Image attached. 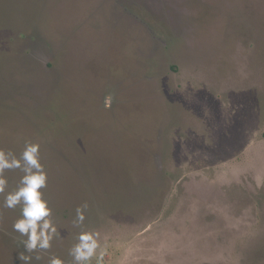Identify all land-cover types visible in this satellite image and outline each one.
<instances>
[{
	"label": "rangeland",
	"instance_id": "1",
	"mask_svg": "<svg viewBox=\"0 0 264 264\" xmlns=\"http://www.w3.org/2000/svg\"><path fill=\"white\" fill-rule=\"evenodd\" d=\"M25 141L62 235L32 264H71L84 203L104 264H264V0H0V149Z\"/></svg>",
	"mask_w": 264,
	"mask_h": 264
},
{
	"label": "clouds",
	"instance_id": "2",
	"mask_svg": "<svg viewBox=\"0 0 264 264\" xmlns=\"http://www.w3.org/2000/svg\"><path fill=\"white\" fill-rule=\"evenodd\" d=\"M112 96L105 97V107H111ZM19 170L22 175L15 188L9 189V180L5 173ZM48 173L41 163L40 144L25 141L22 152L17 155L11 150L0 149V194L3 201L0 207L17 209L19 216L13 222L12 228L19 235L22 251L16 259L23 264L39 261L41 256L37 250L47 251L52 247V241L60 237L59 230L53 220V211L49 200L42 191L47 187ZM88 205L84 203L75 209L73 226L79 229L76 243L69 249L71 264H104L109 254L108 247L102 245L100 233L84 226ZM48 264H65L58 256H51Z\"/></svg>",
	"mask_w": 264,
	"mask_h": 264
}]
</instances>
